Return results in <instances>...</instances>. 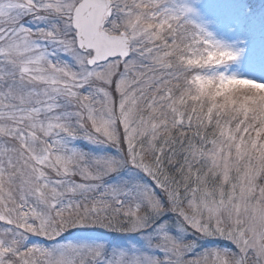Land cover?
Segmentation results:
<instances>
[{"label": "snow or ice", "instance_id": "1", "mask_svg": "<svg viewBox=\"0 0 264 264\" xmlns=\"http://www.w3.org/2000/svg\"><path fill=\"white\" fill-rule=\"evenodd\" d=\"M192 12L0 0V264H264V82Z\"/></svg>", "mask_w": 264, "mask_h": 264}, {"label": "rangeland", "instance_id": "2", "mask_svg": "<svg viewBox=\"0 0 264 264\" xmlns=\"http://www.w3.org/2000/svg\"><path fill=\"white\" fill-rule=\"evenodd\" d=\"M177 3L192 8L190 19L194 23L239 53L236 60L216 66L213 72L264 82V0H177ZM64 237L115 240L119 234L88 227L71 229ZM201 243L208 246L213 242Z\"/></svg>", "mask_w": 264, "mask_h": 264}]
</instances>
